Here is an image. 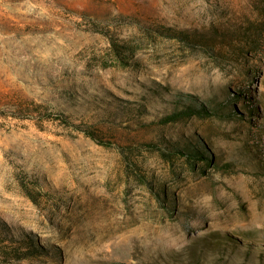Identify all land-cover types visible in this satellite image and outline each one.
Masks as SVG:
<instances>
[{"label":"rangeland","instance_id":"rangeland-1","mask_svg":"<svg viewBox=\"0 0 264 264\" xmlns=\"http://www.w3.org/2000/svg\"><path fill=\"white\" fill-rule=\"evenodd\" d=\"M10 233L47 249L0 264H264V0H0Z\"/></svg>","mask_w":264,"mask_h":264},{"label":"trees","instance_id":"trees-1","mask_svg":"<svg viewBox=\"0 0 264 264\" xmlns=\"http://www.w3.org/2000/svg\"><path fill=\"white\" fill-rule=\"evenodd\" d=\"M116 50H119V44L116 41L112 42ZM14 104H16L15 108L16 110L20 111V113H15L14 115L18 117H27V118H39L41 120H61L62 122L66 124H70L71 120L65 113H56L53 109H51V106L41 102L37 101L36 99H29L20 97L19 99L15 100ZM194 110H200L205 111V113L209 112V109L204 106L203 108H197L193 106H189L186 109H175L174 111L168 113L162 118L163 122L173 121L181 119L184 115H191L194 113ZM27 111V112H26ZM83 130L87 133V135L92 136L94 139L98 140L100 143L103 141L101 139V136L97 130L93 128H83ZM179 147L175 146L173 147V151H177ZM193 155L198 154V152L192 151ZM209 155V154H208ZM9 235V234H8ZM4 240V239H3ZM8 247L10 249H8ZM23 247H26L27 250L25 252H21V249ZM47 249L44 245L34 241L31 238H26L23 234H12L9 235L8 243L6 244H0V254L4 255L5 257H26L33 255L34 251H43ZM31 253V254H30Z\"/></svg>","mask_w":264,"mask_h":264}]
</instances>
